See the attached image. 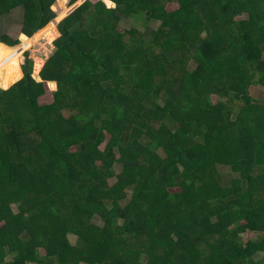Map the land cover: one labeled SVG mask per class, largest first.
Returning <instances> with one entry per match:
<instances>
[{"label":"trees","instance_id":"1","mask_svg":"<svg viewBox=\"0 0 264 264\" xmlns=\"http://www.w3.org/2000/svg\"><path fill=\"white\" fill-rule=\"evenodd\" d=\"M78 1L0 0V264H264V0Z\"/></svg>","mask_w":264,"mask_h":264},{"label":"rangeland","instance_id":"2","mask_svg":"<svg viewBox=\"0 0 264 264\" xmlns=\"http://www.w3.org/2000/svg\"><path fill=\"white\" fill-rule=\"evenodd\" d=\"M83 3V0H80L78 2H76L74 5H72L71 7H69L62 15L61 18H59L58 20H55L54 22L50 23L48 28H53L54 26H56V24H58V22L60 20H62V18H64L65 16H67L68 14H70L75 8H77L80 4ZM57 10V8L55 9V11ZM246 19V16H242L240 18H238V20H244ZM142 21L140 22L139 20H133V19H128L125 21H121L119 24V30L121 32H124L126 30H130L131 27H135L137 30H139L140 32L143 31V27H142ZM150 27H152L153 29H155L157 27V23H152L150 24ZM18 30L15 31V33L12 35L14 38L17 37L18 35ZM38 33V32H37ZM36 33V34H37ZM35 34V35H36ZM39 37V36H38ZM34 38H36L35 36H33L29 41L31 42L32 40H34ZM25 41V40H24ZM40 42L43 43H35L33 45H31L30 47H26L23 50L20 51L18 57H20L25 51L29 52V56L35 60H40V61H45L46 59H48V57L50 55H52V53H54V46L52 45V41H53V37L51 38L50 42L44 41V40H39ZM20 45L16 46L15 48H12L13 50H16L17 48H19ZM8 48L0 43V58L2 56H6L3 53H10V51L8 52ZM11 55H13V53H10ZM5 57H3V60L0 59V64L1 67H6L8 65L7 61L4 60ZM16 64L12 65L11 68H9V72L8 76H6L5 74V70L3 71V73L0 74V80H2V84L0 88L3 89H8L9 87L12 86V84L16 83L17 81H19L22 78V72H21V68L19 65V62L16 60ZM12 70V71H11ZM12 82V83H11ZM51 101V95L49 93H47L44 97H42L40 99L41 104H46L49 103ZM116 172H119V166H116ZM219 171L221 173L222 178L224 179L225 182H228L230 180V170L225 168V167H219ZM112 182V181H111ZM96 224H100L99 219H95L94 221ZM251 238H255L254 235L251 234H245L243 236V241L246 242L247 240L251 239Z\"/></svg>","mask_w":264,"mask_h":264},{"label":"crops","instance_id":"3","mask_svg":"<svg viewBox=\"0 0 264 264\" xmlns=\"http://www.w3.org/2000/svg\"><path fill=\"white\" fill-rule=\"evenodd\" d=\"M23 19V10L21 8H16L8 14H5L0 17V34L8 35L13 39H17L20 36L21 28H22V20ZM18 30V35L14 38L12 35L15 31ZM262 99H264V93L260 95ZM257 96V97H260Z\"/></svg>","mask_w":264,"mask_h":264},{"label":"water","instance_id":"4","mask_svg":"<svg viewBox=\"0 0 264 264\" xmlns=\"http://www.w3.org/2000/svg\"><path fill=\"white\" fill-rule=\"evenodd\" d=\"M80 1V0H79ZM85 0H83V2H84Z\"/></svg>","mask_w":264,"mask_h":264}]
</instances>
